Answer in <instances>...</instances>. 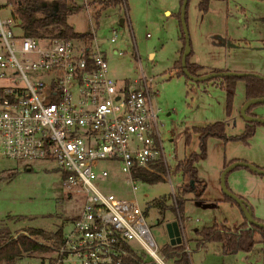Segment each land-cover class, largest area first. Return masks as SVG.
<instances>
[{"label": "rangeland", "instance_id": "1", "mask_svg": "<svg viewBox=\"0 0 264 264\" xmlns=\"http://www.w3.org/2000/svg\"><path fill=\"white\" fill-rule=\"evenodd\" d=\"M75 1L79 7L72 10L69 23L78 31H95L97 41L106 52L109 73L117 81L135 78L141 70L154 77L157 94L153 103L159 108V130L164 140L169 175L166 173L163 180L156 183L135 181L134 192L125 185L123 173L116 171L115 166L111 167L110 176L116 178L112 182L115 193L135 195L145 210L155 243L161 248L169 240L165 224L176 219L177 214L171 208L161 214L153 201L163 196L167 204H176L175 196L179 194L183 178L180 172L174 171L175 162L190 151L200 149L193 125L223 120L227 134L242 132L245 120L241 110L246 101L244 81L237 80L227 113L223 88L206 80L196 82L175 74L172 65L181 46L176 16L180 0H126V7L120 2L102 8L99 0ZM7 2L0 0V4ZM197 2L188 0L185 14L192 50L190 60L207 66L227 65L232 71L236 65H242L244 68L237 71L257 68L264 72V0H210L206 12L198 10ZM95 9L99 10L97 18L93 14ZM1 14L11 15L5 7L1 8ZM121 17L125 19L123 23H120ZM112 28L117 32L115 41L109 39ZM15 31L19 28L15 27ZM114 49L123 50V53H115ZM149 52H154V56L150 58ZM255 107L256 114L264 117V102ZM186 130L190 132L188 142H185ZM233 159L264 169V123L256 124L255 133L248 142L224 141L215 136L207 138L206 156L196 162L198 174L206 185L205 191L200 198L187 194L182 211L192 264H264L263 242L256 245L257 252L221 254L218 242H208L205 247L195 249L194 227L225 219L230 226H235L248 210L243 208L242 213V206L236 202L218 199L224 195L220 184L222 166ZM226 185L232 192L243 194L253 215L264 219V173L240 165L226 174ZM81 204V195L65 186L61 169L54 159L0 157V222L6 223L15 234L26 226L46 230L62 226V233H68L73 228L72 217L79 214ZM156 219L160 221L156 223ZM132 245L139 249L136 242L132 241ZM49 253L40 249L23 252L15 258V264H48L46 256ZM159 255L165 264H176L166 259L161 250Z\"/></svg>", "mask_w": 264, "mask_h": 264}, {"label": "built area", "instance_id": "2", "mask_svg": "<svg viewBox=\"0 0 264 264\" xmlns=\"http://www.w3.org/2000/svg\"><path fill=\"white\" fill-rule=\"evenodd\" d=\"M3 7L11 15H2ZM91 32L89 42L25 34L12 4H0V157L54 159L65 186L82 197L68 233L22 232L49 249L48 264H121L127 246L136 249L132 241L147 258L165 264L145 210L135 195L115 193L116 178L110 176L115 166L134 192L137 168L160 161L163 178L169 175L159 108L153 103L154 77L141 70L135 78L117 81ZM109 39H117L115 28ZM177 221L190 253L180 215Z\"/></svg>", "mask_w": 264, "mask_h": 264}, {"label": "trees", "instance_id": "3", "mask_svg": "<svg viewBox=\"0 0 264 264\" xmlns=\"http://www.w3.org/2000/svg\"><path fill=\"white\" fill-rule=\"evenodd\" d=\"M101 8L120 3L125 0H99ZM12 4L14 12L20 20L21 27L25 34L35 37L49 36H70L83 37L88 42L91 40L93 33L91 31H78L69 23L68 17L72 13L73 7L69 0H8ZM179 10L176 13L180 27L181 47L178 57L173 62V67L177 69V74H182L186 79H190L183 71L181 64V56L184 50V33L180 22V6L182 0L179 1ZM188 2V1H187ZM210 0H198L197 8L199 11L206 12L209 7ZM187 6V5H186ZM186 14V12H185ZM99 16V10H96L94 17ZM192 50L187 54L186 66L188 71L193 75H200L202 66L190 60ZM214 71H220L215 69ZM239 78L244 81L245 100L252 97H264V76L254 73L245 75H217L201 81H213L219 87L225 90L226 94V112H230V107L233 99L236 82ZM258 103H251L246 108V113L255 115L252 108ZM259 121L245 122L244 129L240 134L228 135L225 131V122L223 120H215L201 125H193L192 130L198 134V151L192 150L183 158L175 163L174 171L180 172L183 178L179 185V194L175 196L176 204H167L165 197H158L153 201L158 207L159 212L163 214L166 208H171L175 213H182L185 202V196L190 193L191 198H200L206 188L202 177L198 174L196 162L206 156V141L210 136L221 138L224 141L239 139L243 142H248V139L254 134L255 126ZM185 142H188L190 132H184ZM235 161L229 160L224 163L223 168L229 163ZM237 167V166H235ZM233 167L232 169H234ZM152 168V169H151ZM151 168L140 167L135 171L140 180L147 183H156L163 180L161 173L165 172V167L162 162L158 161L151 164ZM230 169L229 171H231ZM228 171V172H229ZM63 175V174H62ZM224 193V192H223ZM223 200H228L231 203L236 202L226 193L223 195ZM247 202V201H246ZM237 203V202H236ZM238 204V203H237ZM247 206L250 205L247 202ZM244 207H241L242 213ZM251 209V208H250ZM252 211V210H251ZM253 214V213H252ZM254 216V215H253ZM77 216L72 217L75 219ZM258 221L264 222L254 216ZM158 222L160 219L157 220ZM29 234L34 236L42 235L45 237L60 236L62 234V226L55 230H46L40 227L26 226L23 228ZM17 231V230H15ZM197 238H195V248L204 247L208 242H219L223 253H236L238 251H249L257 242L264 243V227L257 223H252L247 220L244 213L243 221L237 226H229L224 221H214L210 225L201 226L196 229ZM49 251L48 248L42 246L39 242L24 234L23 232L15 234L10 227L0 222V264H15V258L23 252H33L35 250ZM128 253L123 256L121 264H159L156 260L147 258L143 251L136 248L133 249L127 246ZM161 253L166 259H172L176 264H192L190 255L185 249L184 241L178 243H164L161 248Z\"/></svg>", "mask_w": 264, "mask_h": 264}, {"label": "water", "instance_id": "4", "mask_svg": "<svg viewBox=\"0 0 264 264\" xmlns=\"http://www.w3.org/2000/svg\"><path fill=\"white\" fill-rule=\"evenodd\" d=\"M187 1L188 0H182L181 2V6H180V22H181V27L184 33V50L182 52V56H181V64H182V68L184 73L192 80L197 81V80H204V79H208L214 76H219V75H245L249 72H242V71H232V70H222V71H212V72H207L204 74H200V75H193L191 74L186 66V57L187 54L190 52L191 47H190V38L188 35V30H187V25H186V17H185V12H186V5H187ZM120 23H123V19L120 18ZM252 73V72H250ZM254 74H258V73H254ZM261 75V74H258ZM258 102H264V97H252L247 99L242 107L241 113L244 119H246L247 121H259V122H264V117L263 116H258V115H252L249 113H246V108L249 104L251 103H258ZM247 166L248 168L264 173V169H261L259 167H257L256 165L244 161V160H239V161H234L229 163L227 166H225L223 168V170L221 171L220 174V184H221V188L223 190L224 193H226L228 196L232 197L240 206L248 209L249 214H247V220L252 222V223H257L260 226L264 227V222L262 221H258L256 218H254L251 209L249 206H247V202L240 197L239 195H237L236 193L232 192L226 185V174L228 173V171L230 169H232L235 166ZM155 222L157 223V220H155ZM167 233L169 235V241L170 243L174 244V243H178L182 241V236H181V231H180V227L178 224L177 219L171 220L166 222L165 224Z\"/></svg>", "mask_w": 264, "mask_h": 264}, {"label": "crops", "instance_id": "5", "mask_svg": "<svg viewBox=\"0 0 264 264\" xmlns=\"http://www.w3.org/2000/svg\"><path fill=\"white\" fill-rule=\"evenodd\" d=\"M70 1V4H71V6L73 7V9H75V8H77V7H79V5L76 3V1L75 0H69ZM124 3V6L126 7V0H125V2L124 1H122V4ZM117 4H120V3H116V4H114V5H112V6H115V5H117ZM111 6V5H110ZM96 10L97 9H95V11L93 12V14L96 12ZM165 12L166 13H171L170 11H168V10H165ZM122 19H123V22L125 21V19H124V17H121ZM94 33H95V31H93ZM96 34V33H95ZM181 47V46H180ZM180 47L178 48V52H177V54L179 53V50H180ZM114 52H115V49H114ZM116 53V52H115ZM154 56V52H149V57L151 58V57H153ZM191 61H193V62H195V63H198V64H200L201 66H202V68L200 69V71H201V74H204V73H207V72H212V71H214L215 69H219L220 71H222V70H229L230 69V67H228L227 65L225 66V67H218V66H207V65H204V64H201V63H199V62H197V61H194V60H191ZM172 68H173V70H174V72H175V74H177V69L176 68H174L173 67V65H172ZM171 68V69H172ZM234 68V70L233 71H237V70H242L244 67H242V65H236L235 67H233ZM253 71H255V72H253ZM242 72H252V73H257V72H260V73H263L264 74V72H262V71H260L259 69H257V68H252V69H250V71H242ZM264 76V75H263ZM190 80H192V79H190ZM212 85H214V86H217V87H219L216 83H214L213 81H209ZM221 88V87H220ZM259 103H262V102H258V104ZM257 104V105H258ZM256 106V105H255ZM253 107L252 108V111L255 113V115H257L256 114V112L254 111L255 110V108L256 107ZM245 120V122H246V119H244ZM245 125V124H244ZM243 129H244V127H243ZM225 131H226V129H225ZM243 131V130H242ZM255 133V132H254ZM228 135H234V134H228ZM169 140H173L172 138H169ZM249 140V139H248ZM186 155V154H185ZM184 155V156H185ZM183 158V157H182ZM181 159V158H180ZM236 160H239V159H236ZM228 162V161H227ZM226 163V162H225ZM253 164V163H252ZM224 165V164H223ZM255 165V164H254ZM257 166V165H256ZM247 167V166H246ZM258 167V166H257ZM222 168H223V166H222ZM252 170V169H251ZM252 171H255V170H252ZM230 172V171H229ZM255 172H257V173H261V172H258V171H255ZM181 184V183H180ZM179 184V185H180ZM188 194H190V193H188ZM237 195H239L240 197H242L245 201H247L248 202V204L250 205V203H249V201L245 198V196L243 195V194H241V193H236ZM202 197V196H201ZM223 197H220V198H218L219 200H223L222 199ZM250 208H251V206H250ZM252 210V209H251ZM252 212V211H251ZM253 213V212H252ZM176 214H177V217H176V219L178 218V215H180L181 216V218L183 219L184 218V215H183V213H180L179 211H176ZM245 214L247 215L248 214V210H246L245 211ZM260 219V218H259ZM157 220V219H156ZM174 220V219H173ZM226 220V219H225ZM225 220H223L227 225H229L228 223H227V221H225ZM262 220H264V219H262ZM222 221V220H221ZM243 221V218L241 219V221H239L238 222V224L237 225H239L241 222ZM183 222H184V219H183ZM157 223H158V221H157ZM212 224V223H211ZM237 225H235V226H237ZM203 226H206V225H203ZM230 226V225H229ZM197 228H199V227H194L193 228V240H194V244H195V238H197V235H196V229ZM170 240V239H169ZM168 240V242H170ZM183 241V240H182ZM258 244V242L254 245V247L251 249V250H249V251H245V252H250V251H254V250H256V245ZM206 245V244H205ZM205 245H204V247H205ZM196 249V248H195ZM218 249H219V251H220V253L221 254H229V253H223L222 251H221V247H220V243L218 242ZM258 250H256V252H257ZM189 255H190V253H189ZM198 264H201V263H198Z\"/></svg>", "mask_w": 264, "mask_h": 264}]
</instances>
